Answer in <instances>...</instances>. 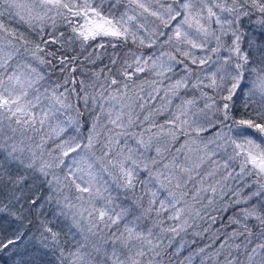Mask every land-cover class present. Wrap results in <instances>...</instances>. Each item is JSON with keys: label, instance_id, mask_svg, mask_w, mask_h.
Here are the masks:
<instances>
[{"label": "snow or ice", "instance_id": "6c2138e0", "mask_svg": "<svg viewBox=\"0 0 264 264\" xmlns=\"http://www.w3.org/2000/svg\"><path fill=\"white\" fill-rule=\"evenodd\" d=\"M0 264H264V0H0Z\"/></svg>", "mask_w": 264, "mask_h": 264}]
</instances>
